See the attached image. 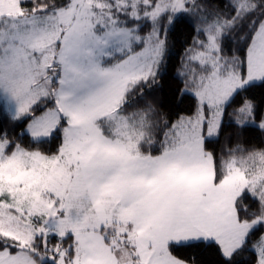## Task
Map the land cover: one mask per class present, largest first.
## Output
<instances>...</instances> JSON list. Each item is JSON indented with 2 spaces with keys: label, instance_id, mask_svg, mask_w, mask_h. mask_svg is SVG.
<instances>
[{
  "label": "snow or ice",
  "instance_id": "obj_1",
  "mask_svg": "<svg viewBox=\"0 0 264 264\" xmlns=\"http://www.w3.org/2000/svg\"><path fill=\"white\" fill-rule=\"evenodd\" d=\"M227 8L0 0V264H264V0ZM189 17L172 120L158 78Z\"/></svg>",
  "mask_w": 264,
  "mask_h": 264
},
{
  "label": "trees",
  "instance_id": "obj_2",
  "mask_svg": "<svg viewBox=\"0 0 264 264\" xmlns=\"http://www.w3.org/2000/svg\"><path fill=\"white\" fill-rule=\"evenodd\" d=\"M214 8H218L224 12L230 11L227 8L229 0H211ZM187 23H182L178 26L177 31L169 35L168 44L170 48V53L167 63V75L163 76L162 79L158 78V84L162 90H157L156 97L158 100L163 102L162 112L165 114H170V118L175 120L179 115H186L190 112L193 105V101L185 97L183 103H180V93L178 89H182V78L178 77V72L182 69V61L184 59L185 49L188 48L195 36L193 27L195 24V18L189 17L186 18ZM192 25V26H190ZM148 29H145V33ZM235 35V34H233ZM243 41L240 39H235L231 44H228L225 47L224 55L225 56H243V52L240 49L243 47ZM174 77H177L174 79ZM257 102L264 100V90L256 89L253 91ZM231 111V109L229 110ZM0 127H6L9 131V135L15 139L14 134L11 132V125L5 124L4 120L0 118ZM227 130L223 136L220 137V143L214 145L215 149L219 153L220 149L227 144ZM247 141L246 146L249 148H261L264 147V135L259 132H253L244 137ZM58 143V142H57ZM46 148L50 147L51 150H55L56 145H46ZM176 255L183 257L195 256L202 264H213L216 257L211 251L203 250H185L178 249L175 251ZM249 254H244V259L247 260Z\"/></svg>",
  "mask_w": 264,
  "mask_h": 264
}]
</instances>
